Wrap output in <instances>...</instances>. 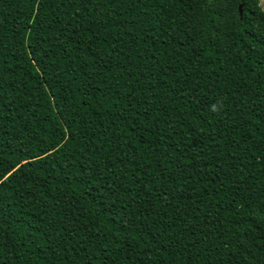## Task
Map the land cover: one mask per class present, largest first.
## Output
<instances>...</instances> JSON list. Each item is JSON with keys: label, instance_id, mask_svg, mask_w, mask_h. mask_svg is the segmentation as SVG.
I'll use <instances>...</instances> for the list:
<instances>
[{"label": "trees", "instance_id": "16d2710c", "mask_svg": "<svg viewBox=\"0 0 264 264\" xmlns=\"http://www.w3.org/2000/svg\"><path fill=\"white\" fill-rule=\"evenodd\" d=\"M0 264H264L258 0H0Z\"/></svg>", "mask_w": 264, "mask_h": 264}, {"label": "rangeland", "instance_id": "374dc122", "mask_svg": "<svg viewBox=\"0 0 264 264\" xmlns=\"http://www.w3.org/2000/svg\"><path fill=\"white\" fill-rule=\"evenodd\" d=\"M258 4L261 7V9L264 11V0H258Z\"/></svg>", "mask_w": 264, "mask_h": 264}, {"label": "water", "instance_id": "95a60500", "mask_svg": "<svg viewBox=\"0 0 264 264\" xmlns=\"http://www.w3.org/2000/svg\"><path fill=\"white\" fill-rule=\"evenodd\" d=\"M239 13H240V15H241V7H239Z\"/></svg>", "mask_w": 264, "mask_h": 264}]
</instances>
